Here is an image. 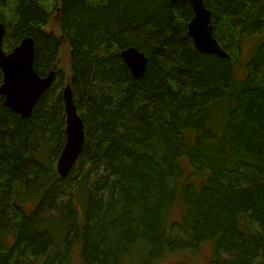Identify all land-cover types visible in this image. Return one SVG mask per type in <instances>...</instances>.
Listing matches in <instances>:
<instances>
[{
    "label": "trees",
    "instance_id": "trees-1",
    "mask_svg": "<svg viewBox=\"0 0 264 264\" xmlns=\"http://www.w3.org/2000/svg\"><path fill=\"white\" fill-rule=\"evenodd\" d=\"M205 3L229 58L185 0H0L4 50L30 36L56 71L27 117L0 94V264H264V0ZM67 83L86 137L62 177Z\"/></svg>",
    "mask_w": 264,
    "mask_h": 264
},
{
    "label": "water",
    "instance_id": "water-1",
    "mask_svg": "<svg viewBox=\"0 0 264 264\" xmlns=\"http://www.w3.org/2000/svg\"><path fill=\"white\" fill-rule=\"evenodd\" d=\"M185 1L191 4L194 11L187 29L195 47L202 52L229 58L230 55L221 47L213 34L212 12L205 0ZM5 33V25L0 22V68L3 71L0 94L4 96V103L7 106L23 117H27L31 115L38 99L53 83L56 71L52 70L46 76L37 72L34 67V39L30 36L25 37L11 51H5L3 48ZM121 55L135 77L144 75L148 63V57L144 52L135 46H130L123 49ZM63 94L66 139L56 163L59 174L66 177L82 152L86 135L84 121L78 112L70 83L65 85Z\"/></svg>",
    "mask_w": 264,
    "mask_h": 264
},
{
    "label": "rangeland",
    "instance_id": "rangeland-1",
    "mask_svg": "<svg viewBox=\"0 0 264 264\" xmlns=\"http://www.w3.org/2000/svg\"><path fill=\"white\" fill-rule=\"evenodd\" d=\"M53 22L52 23L54 25L56 23V20L54 19ZM51 26H52V24H51ZM5 31H7V28L6 27H5ZM251 45H252V42H248L245 45V47H244V55L245 56L244 57H246L248 55V52L250 51ZM68 53H69L68 45H67L66 42H63L62 49H61V57L62 58H66L68 56ZM207 255H208V251L205 252L204 259H206Z\"/></svg>",
    "mask_w": 264,
    "mask_h": 264
}]
</instances>
